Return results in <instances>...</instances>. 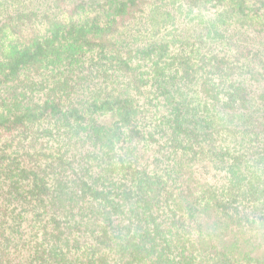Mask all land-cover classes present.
Listing matches in <instances>:
<instances>
[{
  "label": "trees",
  "instance_id": "trees-1",
  "mask_svg": "<svg viewBox=\"0 0 264 264\" xmlns=\"http://www.w3.org/2000/svg\"><path fill=\"white\" fill-rule=\"evenodd\" d=\"M31 2H0V264H264V0Z\"/></svg>",
  "mask_w": 264,
  "mask_h": 264
},
{
  "label": "rangeland",
  "instance_id": "rangeland-1",
  "mask_svg": "<svg viewBox=\"0 0 264 264\" xmlns=\"http://www.w3.org/2000/svg\"><path fill=\"white\" fill-rule=\"evenodd\" d=\"M62 1H65L64 2V6L65 7H68V4H69V1L70 0H62ZM0 2H2V0H0ZM45 2H47V3H51V0H39V2L35 5V3H33V2H31L30 4H29V6H30V8L31 9H36L37 7H39L40 9H43V10H46V9H48V7H46L45 6V8H44V5H45ZM56 2H58V3H61V0H56ZM61 6H63V5H61ZM1 7V9H0V11L2 10H4V9H8L9 7H13V3H7V4H3L2 6H0ZM1 11V12H2ZM180 25H182L180 22H178L177 21V24L175 25V29H179L180 28ZM153 33L152 32H149V33H147V35H146V39L148 38V36H150V35H152ZM208 221V222H207ZM206 222L208 223V224H211L210 223V219L209 220H206ZM211 227L212 228H214V224H211Z\"/></svg>",
  "mask_w": 264,
  "mask_h": 264
}]
</instances>
